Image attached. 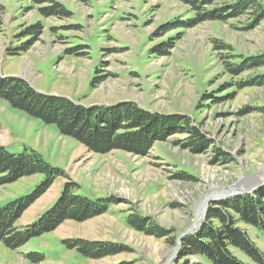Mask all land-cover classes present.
<instances>
[{"label":"rangeland","instance_id":"obj_1","mask_svg":"<svg viewBox=\"0 0 264 264\" xmlns=\"http://www.w3.org/2000/svg\"><path fill=\"white\" fill-rule=\"evenodd\" d=\"M226 2L0 0L1 74L83 106L133 102L171 124L187 118L206 143L184 146L190 134L175 125L147 152L96 153L0 99V146L12 153L31 148L60 173L16 226L50 208L66 182L77 194L112 201L104 213L65 220L16 249L0 242V264H174L180 237L209 206L229 190L243 194L263 184L264 19L253 25L223 10ZM209 9L224 18L201 20ZM36 24L40 33L27 49L8 54L32 40L25 30ZM254 62L261 64L238 73ZM43 180L36 173L0 185V207ZM129 216L165 235L135 229ZM238 225L264 255V229ZM72 241L123 250L86 257L67 245Z\"/></svg>","mask_w":264,"mask_h":264},{"label":"trees","instance_id":"obj_2","mask_svg":"<svg viewBox=\"0 0 264 264\" xmlns=\"http://www.w3.org/2000/svg\"><path fill=\"white\" fill-rule=\"evenodd\" d=\"M218 1L222 0H196V3L212 5ZM226 3L223 4V10L226 9L233 16L246 15L253 25L264 19V0H227ZM211 10L204 12L201 20L224 18L223 14ZM166 29L169 30L168 27ZM25 32L31 34L32 40L16 50H10L8 54H19L26 50L40 33V27L37 24L32 25ZM260 64H243L237 71L239 73ZM0 99L46 124H55L59 133L72 137L89 151L96 153H106L113 149L136 154L147 152L165 128L175 125L182 126L190 134L184 146L206 144L200 135L193 133L187 118L174 117L172 119L175 121L171 124L133 102L111 106H83L63 96L40 93L18 76H5L0 73ZM36 173H42L44 180L29 195L15 198L0 207V242L10 249H16L29 239L54 230L65 220L83 221L104 213L112 203L107 197L92 199L77 194L74 191L76 184L66 182L50 208L31 223L16 226L15 222L23 211L49 188L60 173L31 148L12 153L0 146V185ZM128 222L144 233L159 237L165 235L155 225L141 218L129 216ZM239 223L264 229V185L251 192L229 196L209 206L197 229L181 237L174 264H264L263 253L249 239ZM67 245L86 257H102L123 250L115 244L97 242L84 246L72 241ZM233 249L241 252L251 262L238 257ZM191 257H196V260L191 261Z\"/></svg>","mask_w":264,"mask_h":264},{"label":"water","instance_id":"obj_3","mask_svg":"<svg viewBox=\"0 0 264 264\" xmlns=\"http://www.w3.org/2000/svg\"><path fill=\"white\" fill-rule=\"evenodd\" d=\"M263 184H264V182H263ZM263 184H259L257 187H259V186H261V185H263ZM257 187H256V188H257ZM254 189H255V188L253 187V188H251L249 191H248V190H245V191H246L245 193H247V192H251V191H253ZM235 194H236V192H232L231 190H229V191L224 195V198H225V197H229V196H233V195H235ZM199 216L201 217V216H203V215L200 214ZM198 226H199V225H198ZM198 226L195 225V226L193 227V229H189V230H187L185 233L182 234V236H183L184 234H186V233H190V232L195 231V230L197 229ZM182 236H181V237H182ZM181 237H180V239H181ZM180 239H179V242H180Z\"/></svg>","mask_w":264,"mask_h":264},{"label":"bare ground","instance_id":"obj_4","mask_svg":"<svg viewBox=\"0 0 264 264\" xmlns=\"http://www.w3.org/2000/svg\"><path fill=\"white\" fill-rule=\"evenodd\" d=\"M226 192V191H225ZM221 194H222V192H220ZM221 194H216V196H220ZM208 198V196H206L205 198H204V200H206ZM204 203V202H203ZM202 204V203H201ZM201 207H202V205H200V208L199 209H201ZM145 246V245H144Z\"/></svg>","mask_w":264,"mask_h":264}]
</instances>
